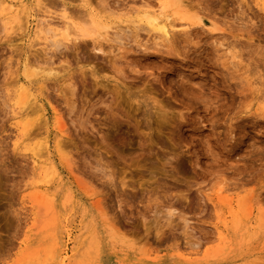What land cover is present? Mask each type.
I'll use <instances>...</instances> for the list:
<instances>
[{
  "label": "rangeland",
  "instance_id": "rangeland-1",
  "mask_svg": "<svg viewBox=\"0 0 264 264\" xmlns=\"http://www.w3.org/2000/svg\"><path fill=\"white\" fill-rule=\"evenodd\" d=\"M32 2L49 26L64 4L108 29L57 44L1 19L22 5L0 0V264H264V0ZM163 3L166 39L140 17ZM25 62L43 69L37 164L15 145ZM38 190L55 204L33 205Z\"/></svg>",
  "mask_w": 264,
  "mask_h": 264
},
{
  "label": "bare ground",
  "instance_id": "bare-ground-1",
  "mask_svg": "<svg viewBox=\"0 0 264 264\" xmlns=\"http://www.w3.org/2000/svg\"><path fill=\"white\" fill-rule=\"evenodd\" d=\"M6 1L9 2V1H12V0H6ZM22 2H23V0H18V3L22 5V8H21V10H22V16H21V14L20 15L17 14L18 11H14L15 14H13V15H10L9 12H5V13L2 14L1 19H6V20L7 19H9V20L10 19H13V21L14 20H18V21L20 20V23H18V26L20 24V26H19L20 28L18 26L17 27L19 29H21L22 26H23V28L25 30L26 29H29L30 26H32L34 24L35 25V31L33 32L34 33V37H37V36L40 35L41 32H44V34L45 33L50 34V37L51 38H54V40H53L54 43H56L58 41V39L59 40L60 39H63L65 42H69L70 39H72L74 35L76 37H78V36L79 37H81V36H84L85 37L86 36V37H91V38H94L95 39L98 35H100L102 33V31L104 32L106 29H108V25L105 24V23H102L101 21H99L96 18V16L94 15V13L89 8H86V7H84V9H85L84 12L81 13V15L78 16V18L81 19V20H83L85 23L86 22L89 23L88 25L90 27L88 26L86 28V24L87 23L85 24L84 22H83L84 23L83 24L84 27L83 26L79 27L75 23V18H74V17H77V16L76 15L75 16L72 15V13L70 12L71 10L68 11V8H66L64 4L61 7H58V8H60L59 9V12L58 13L57 12L55 13L56 18H58L57 22L59 21L60 23L59 24L56 23L57 25L55 24V26H49L50 23L48 22V19L46 17H44V16H41L40 17L39 15L37 16L35 14L34 7H31V6L22 4ZM174 2H175V0H174ZM168 3L170 4L169 1H168ZM43 4L44 3H42V0H36V3L34 5L38 6L39 8L40 7L42 8V6H44ZM169 4L166 5V3H163L162 4V7L159 9V13L156 14V15L153 14L151 11L149 12L147 10H143L141 12V14H140V17L143 18L146 21V24L149 25L152 30H154L155 32H157L159 34V36H162L165 39L169 36V34L173 30L172 29L170 31V28L171 27L172 28H175L176 27L173 24L171 25L172 22L169 20V19H171V15L170 14L169 15L168 14H164V9L166 7H168ZM38 7H35V8H38ZM11 8L12 7H10V5H9V7H8L9 10L8 11H10ZM41 8H40V10H37V11L38 12L41 11ZM2 11H4V10H2ZM176 11H177V9L173 13H174V15L175 14L177 15V19H180V20H185L186 19V20H188V19L191 18V20H192V18H193L191 15L190 16H187L186 15L187 16L186 17L185 14H187V13H183L182 14V13H179L178 12V14H177ZM160 16L164 17L165 20H167V21H169L171 23L169 25L167 23H163L162 20L160 19ZM188 17H190V18H188ZM24 29H21V31L23 30V32H25ZM73 30H75V32ZM173 32H175V31L173 30ZM173 32H172V34H173ZM75 33H78V34H75ZM49 39L50 38L48 37L47 40H49ZM49 42L51 43L52 41H49ZM54 43H53V45H56ZM58 43H60V42L58 41L57 44ZM94 44H97V49H99L100 45L98 47V43H94ZM32 67H34V66H32ZM30 68H29V66L27 67L26 62H25L24 65H23V67H22V69H21L22 70L21 72H22L23 76L27 79V81H23L24 79L21 80L19 78V79L12 80V82H11V83H16V82L18 83V85H17L18 86V90H17V94H16L17 97H15L16 100L13 102L15 105L13 106V108L11 107V109H12V119L14 120L13 127H14V129L16 131V134H15L16 135L15 145L16 146H19V147L21 145H23V147H26L27 148L26 150H28L30 152V156L29 157L31 158L32 163L37 164L38 163V160H37V157L36 156L39 155V152H37L36 149L38 147L41 148L42 146H45V147H43L44 148V151L41 150V153H40L41 156L43 155L44 157H50L51 154H50V149H49V147L47 145V142L45 141V143L44 142L42 143V141H41L43 139L45 140V138H44L45 136H43V138L41 136L42 139L38 140L37 143H35V142L33 143V139L37 135V130H36V132H34L35 130L33 129L32 130L34 132V134H33V132L31 131V128H30V125L31 124H30V122L27 121V120H30V118H31V116H33V114H37L38 116H40V115L42 116L43 113H44V109L41 107V105L39 103V98H37L36 97L37 95H34L33 92H32V85H31V81H32L31 78H36L43 71V69H40L39 70L40 67L37 68V69L36 68H31L30 69ZM47 73L50 74V75L53 74L52 70H48ZM33 80H35V79H33ZM42 82L39 81L38 83L41 84ZM12 85H15V84H12ZM42 85H44V84L43 83L41 84V88L43 89L44 86H42ZM38 86H40V85H38ZM39 89H40V87H39ZM12 95H13V92H12ZM42 121H45V120L43 119ZM44 124L42 125L43 127H44ZM43 131H45V130L43 129ZM59 131H60V128H59ZM61 131H60V133H61ZM40 134L41 133L39 132V134L37 136H39ZM37 136H36V138H37ZM56 140H57L56 141V145L58 146L60 144L59 143L60 141L58 140V138ZM50 166L51 167H49L48 164L46 165V167H44L43 165L42 166H39V168L41 167V169H40V171H38V177H39V179L37 178L38 180L34 184L35 187L39 186L40 184H45L46 185V184H48L51 181L52 176L50 175V173H52L51 171L54 170V168H53V166L51 164H50ZM39 191L40 190H38V194L35 195L36 197H34L32 200H30V202L33 205H35V206L41 205L40 202H38V201H40V199H38L40 195L42 196V198L47 195V194L45 195V193H41ZM47 198H49L48 201L50 203L49 202H46V203L48 204V206H52V202H53L54 199L52 197H49V195H47ZM56 201L57 200H55V202ZM50 209H51V207H50ZM49 211L51 212V210H49ZM66 239H68V238H66ZM56 244H57L58 250L60 251L59 254H61V252H64L67 243H66V240L63 239V236L59 238V243H56ZM192 253L193 252H191V253L188 252V254H190V255ZM63 260H64V258L62 259V261Z\"/></svg>",
  "mask_w": 264,
  "mask_h": 264
}]
</instances>
